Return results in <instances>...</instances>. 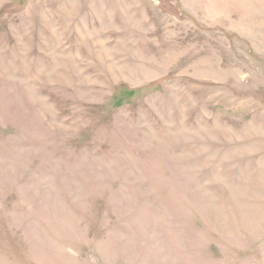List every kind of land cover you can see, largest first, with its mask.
<instances>
[{
	"label": "rangeland",
	"instance_id": "374dc122",
	"mask_svg": "<svg viewBox=\"0 0 264 264\" xmlns=\"http://www.w3.org/2000/svg\"><path fill=\"white\" fill-rule=\"evenodd\" d=\"M0 264H264V0H0Z\"/></svg>",
	"mask_w": 264,
	"mask_h": 264
}]
</instances>
